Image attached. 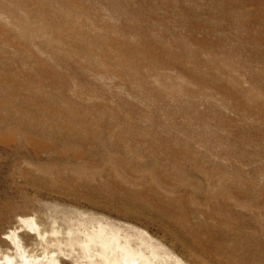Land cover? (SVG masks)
I'll use <instances>...</instances> for the list:
<instances>
[{
    "label": "rangeland",
    "instance_id": "374dc122",
    "mask_svg": "<svg viewBox=\"0 0 264 264\" xmlns=\"http://www.w3.org/2000/svg\"><path fill=\"white\" fill-rule=\"evenodd\" d=\"M102 230L264 264V0H0V261Z\"/></svg>",
    "mask_w": 264,
    "mask_h": 264
},
{
    "label": "bare ground",
    "instance_id": "6f19581e",
    "mask_svg": "<svg viewBox=\"0 0 264 264\" xmlns=\"http://www.w3.org/2000/svg\"><path fill=\"white\" fill-rule=\"evenodd\" d=\"M27 224L29 225V227L32 230H35V228H33L34 223L32 221H30V220L27 221ZM102 231H98L94 234H90V235H88V237L85 241H82V244H84V246H83V248L85 249L84 251H88L89 253L90 252L96 253L95 256H100L99 263H97V261L94 262V261L89 260V262L87 264H96V263L97 264H154V261L151 260L149 257H147L146 255L139 252V250L138 251L135 250L134 244H133L134 247L132 248L126 241H124V239L122 241L119 238L120 235L117 236V235H115L116 233H114V232H113L114 233L113 234V233H106V231L105 232L104 231L102 232ZM9 240L16 247L17 254H18L19 258L16 261L13 259H10V258H9V260L4 259L3 262L0 261V264H52L51 260L41 261V260L26 258V255L24 252L25 249H23L22 244H21L22 242L20 241L19 236L15 233V231H13L12 235H9ZM138 247H137V249H138ZM77 249H79V248L77 247ZM79 250H81V249H79ZM155 254H157V253H155ZM147 255L149 256V254H147ZM83 256H82V258H83ZM85 259H86V257H85ZM90 259H91V257H90ZM95 259H96V257H95ZM79 261H81V260H79ZM56 263H54V264H56Z\"/></svg>",
    "mask_w": 264,
    "mask_h": 264
}]
</instances>
